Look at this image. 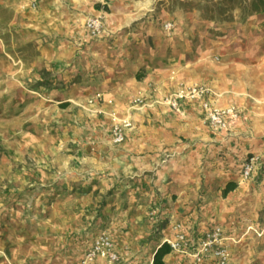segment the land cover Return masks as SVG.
Instances as JSON below:
<instances>
[{"label": "rangeland", "instance_id": "rangeland-1", "mask_svg": "<svg viewBox=\"0 0 264 264\" xmlns=\"http://www.w3.org/2000/svg\"><path fill=\"white\" fill-rule=\"evenodd\" d=\"M14 1L29 8L27 0H0V264H79L101 231L113 237L121 264H153L165 229L151 213L148 219L138 213L135 179L147 170L133 168L143 153L127 156L125 141L110 135V126L125 117L132 119L128 131L137 128L140 110L132 104L154 105L159 98L152 97L158 82L145 91L132 78L128 49L169 73L164 95L181 83L203 82L219 105L240 109L229 129L213 127L202 112L163 111L158 130L188 144L157 165L178 172L180 192L203 197L206 227L239 209L246 212L237 213L241 219L254 217L263 231L264 199L244 184L257 183L264 165L249 178L241 168L249 152L264 151V9L244 17L233 0H132L143 2L145 13L116 33L129 31L132 45L92 37L90 66L85 59L78 69L72 61L28 72L23 60L31 63L47 39L19 22ZM145 71L141 66L137 77ZM140 95L148 102L137 103ZM230 179L238 187L225 196ZM221 206L230 213H217ZM255 233L245 239L242 257L264 264V240ZM171 252L166 264H184Z\"/></svg>", "mask_w": 264, "mask_h": 264}, {"label": "crops", "instance_id": "crops-1", "mask_svg": "<svg viewBox=\"0 0 264 264\" xmlns=\"http://www.w3.org/2000/svg\"><path fill=\"white\" fill-rule=\"evenodd\" d=\"M97 1L98 0H39L36 8L30 6L28 0L27 4L29 8L25 7L22 3L14 1L16 3L12 4V6L19 14V19H21V16L23 17V20H19V22H23L24 26H29V29L41 30V34L45 35L47 39V43L44 45L41 53L37 54L31 63L23 60L24 70L29 72L32 68L42 69L54 63H58L59 67L63 68L64 65H68V63L72 61L74 62L72 68L78 69L84 65L83 61L85 59H87V66H90V51L87 42L90 41L92 37L88 34L87 37L84 33V31L87 33L85 20L88 14L95 13L99 10ZM111 8V12H109V17L107 19L108 33L102 37H98L100 40L99 42L105 43L113 39L116 42H120V40L123 41L126 46L132 45L134 42L129 38L130 34L128 30L127 33H123L120 36L116 33L124 27H129L134 21L142 17L145 13L143 2L112 0ZM128 52L129 54L127 57L130 59L129 61L133 68L132 78L137 80L139 87L144 88L145 91L152 89L150 87V81L158 82V85L156 84L157 89L152 94V97H159L154 105L132 104L130 106V108H136L140 110V112H137L138 119L135 117V119L133 118V121H135L134 125L137 123V128L130 129L124 140L127 149L126 155L131 156L132 153H143V162L139 163L141 159H138L136 161V167L133 169L142 168L141 170H147L135 179L136 197L140 205L138 213H141L143 217L148 219L150 208L153 205L160 204L162 206V211L156 218L159 219V224L164 227L165 235L173 234L171 224L178 219L187 222L191 234L198 235L202 233V230L205 229L207 225L202 219L203 213H206L201 203V200L203 202V197L200 201H195L193 197H188L189 195L180 192L182 189H179V183L174 177L178 172L168 169V165L166 164L161 163L157 165L161 160L164 161L163 159L166 158V155H170L171 151L177 146L179 148L178 150H181L188 144V142L176 143L175 140L180 138V135L162 133L158 130L159 125L163 126L166 122L165 114L162 112L170 108V105L164 100L165 95L168 93L165 95L164 93L171 87V76L167 72L163 73L161 69H154V65L152 66L149 63L147 55H142L139 54L138 51L129 49ZM141 66H144L146 71L143 76L137 77L136 72ZM163 84H167V87H164ZM143 94L148 93L145 92ZM212 98L215 103L220 104L217 95H213ZM181 110L189 112L194 111L200 115L201 105L198 101H185L181 104ZM144 121L146 122L144 123ZM110 135L112 138V125L110 126ZM171 142H175V144L172 146ZM125 167L128 170L131 168L130 165H126ZM149 169L153 170L148 171ZM263 176H258L256 180L257 183L246 181L244 186L248 188V192L251 194L252 191H254L255 194L262 196L264 199ZM226 182H228V180ZM239 182L240 188L244 181L241 180ZM236 187H238V184ZM236 187L234 189H236ZM234 189L229 192L234 191ZM237 193L238 192H235V194ZM227 194L224 195L226 196ZM219 210L220 211H217V213H230L225 206L219 207ZM232 213L234 214L231 216L228 215L229 217L223 214L217 215L215 223H221L227 232L233 235V250L241 264H245V261L249 262V264H256V259L252 252H250L253 255L252 258L248 257V259L245 260V258L242 257V250H244L243 245L245 239L250 235H255V232H258L261 238H263L262 240H264V229L263 231H259L260 226H258V222L254 217H243V219H241L237 214L246 212L233 209ZM172 253L178 254V259H176L178 263L196 264L193 259L183 253H178L176 251L171 252V254ZM121 262L122 259L120 258L118 264H121ZM95 264H106V262L102 261ZM207 264L214 263L208 262Z\"/></svg>", "mask_w": 264, "mask_h": 264}, {"label": "built area", "instance_id": "built-area-1", "mask_svg": "<svg viewBox=\"0 0 264 264\" xmlns=\"http://www.w3.org/2000/svg\"><path fill=\"white\" fill-rule=\"evenodd\" d=\"M39 0H28L30 6L36 8ZM111 0H100L101 7L88 14L85 20V28L90 37L98 38L108 33L107 5ZM164 26L172 27L171 21H166ZM213 89L203 82L181 83L172 92L165 96V101L171 108L181 109L185 101H198L201 112L209 123L216 128L229 129L234 120L240 117V109L234 105L221 106L214 102ZM137 103H147L148 96L140 95L135 98ZM132 125V119L125 117L116 121L112 126V139L115 143L126 139L128 129ZM264 165V151H251L243 160L241 174L243 178L255 176ZM162 211L160 204L153 205L150 213L158 216ZM173 234L164 235L163 242L171 245L173 251L189 256L196 264H241L234 253L232 242L234 240L221 223L212 224L202 230V233L193 235L190 233L187 222L181 219L171 224ZM159 244V245H160ZM121 255L111 234L107 231L97 233L90 246L84 252L79 264H95L105 261L106 264H118ZM154 259V256H153ZM152 259V262H153Z\"/></svg>", "mask_w": 264, "mask_h": 264}, {"label": "trees", "instance_id": "trees-1", "mask_svg": "<svg viewBox=\"0 0 264 264\" xmlns=\"http://www.w3.org/2000/svg\"><path fill=\"white\" fill-rule=\"evenodd\" d=\"M234 6L236 4L243 9V16L248 17L253 13L264 9V0H233ZM100 7L101 4L97 3ZM238 182L236 180H229L224 189L223 193L227 194L230 190L237 186ZM172 251L171 245L167 242H163L158 246L154 253L153 264H166V256Z\"/></svg>", "mask_w": 264, "mask_h": 264}]
</instances>
